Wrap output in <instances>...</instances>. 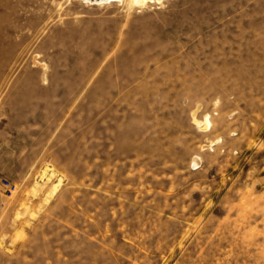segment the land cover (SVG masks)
Segmentation results:
<instances>
[{
	"label": "rangeland",
	"instance_id": "374dc122",
	"mask_svg": "<svg viewBox=\"0 0 264 264\" xmlns=\"http://www.w3.org/2000/svg\"><path fill=\"white\" fill-rule=\"evenodd\" d=\"M0 181V264H264V0H0Z\"/></svg>",
	"mask_w": 264,
	"mask_h": 264
},
{
	"label": "bare ground",
	"instance_id": "6f19581e",
	"mask_svg": "<svg viewBox=\"0 0 264 264\" xmlns=\"http://www.w3.org/2000/svg\"><path fill=\"white\" fill-rule=\"evenodd\" d=\"M147 1H150V0H135V3H137V4H144V3H146ZM33 66L34 67H40V64L36 61V58L33 60ZM44 66V65H43ZM44 84H45V82H44ZM206 121V120H205ZM196 124L198 125V126H202L203 128L202 129H204V130H206L207 128H208V126H209V123L208 122H206L205 124H202V123H199V122H196ZM196 160V159H195ZM55 191V190H54Z\"/></svg>",
	"mask_w": 264,
	"mask_h": 264
},
{
	"label": "built area",
	"instance_id": "2783aa9c",
	"mask_svg": "<svg viewBox=\"0 0 264 264\" xmlns=\"http://www.w3.org/2000/svg\"><path fill=\"white\" fill-rule=\"evenodd\" d=\"M1 183V181H0ZM1 186L8 192L11 193L12 188H14V186H11V184L9 182H7L6 180L4 182H2Z\"/></svg>",
	"mask_w": 264,
	"mask_h": 264
}]
</instances>
